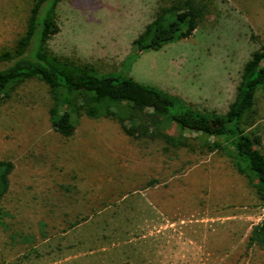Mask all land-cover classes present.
Here are the masks:
<instances>
[{"label":"rangeland","instance_id":"374dc122","mask_svg":"<svg viewBox=\"0 0 264 264\" xmlns=\"http://www.w3.org/2000/svg\"><path fill=\"white\" fill-rule=\"evenodd\" d=\"M34 0H0V51L24 34ZM172 0H61L54 55L97 74L122 73L208 116L233 103L244 64L264 43V0H211L188 38L136 53L134 40ZM38 79L0 103V161L14 165L2 200L0 264H264L248 246L264 205L220 152L165 155L110 119L49 120ZM255 123L264 155V88Z\"/></svg>","mask_w":264,"mask_h":264},{"label":"trees","instance_id":"16d2710c","mask_svg":"<svg viewBox=\"0 0 264 264\" xmlns=\"http://www.w3.org/2000/svg\"><path fill=\"white\" fill-rule=\"evenodd\" d=\"M60 2L34 0L24 34L12 49L0 51V103L17 86L38 79L48 89L50 124L60 135L73 134L75 116L105 118L115 121L133 140L160 144L165 155L180 151L196 155L223 153L248 178L264 205L260 138L246 132L255 123L256 91L264 88V43L244 64L236 97L227 112L211 117L122 73L97 74L51 53L47 43L59 32L56 8ZM211 11V0H172L169 6L159 8L134 40L136 53L127 57V66L139 53L190 37ZM13 169L12 162L0 161V220L1 203ZM248 246L264 251V219L252 227Z\"/></svg>","mask_w":264,"mask_h":264}]
</instances>
